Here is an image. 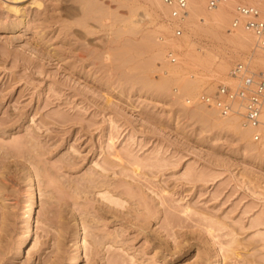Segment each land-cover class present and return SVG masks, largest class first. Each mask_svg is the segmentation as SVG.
Masks as SVG:
<instances>
[{"label": "rangeland", "instance_id": "obj_1", "mask_svg": "<svg viewBox=\"0 0 264 264\" xmlns=\"http://www.w3.org/2000/svg\"><path fill=\"white\" fill-rule=\"evenodd\" d=\"M238 3L176 38L150 0H0V264H264V157L195 102L261 52L231 53ZM185 35L232 56L220 78L168 47Z\"/></svg>", "mask_w": 264, "mask_h": 264}, {"label": "bare ground", "instance_id": "obj_2", "mask_svg": "<svg viewBox=\"0 0 264 264\" xmlns=\"http://www.w3.org/2000/svg\"><path fill=\"white\" fill-rule=\"evenodd\" d=\"M204 1L205 0H188L187 15L180 20L173 19L174 21L171 22L172 27H180L182 29L185 28L188 34H192L194 36H198L201 34L210 36L216 34L214 33L215 31L222 30L223 26L226 25V23L228 22L231 16L229 9L235 0H229V1L227 0L226 3L219 5L215 9L209 10L208 13H206L202 7ZM150 3L151 5L153 4L159 8H162L165 12H168L169 10V8L162 3V0H150ZM262 8H264V5H262ZM13 12H15V10ZM169 14H170V10H169ZM152 32L149 33L148 36L150 37L153 36ZM226 33L227 34L224 37L227 41L231 42L232 45L231 53L234 55L233 57L240 59L241 54H246L248 52L249 45L254 40L253 36L249 32L244 31L243 29L240 28L232 29L231 31H226ZM150 37L148 39H150ZM187 40H188V36L185 35L183 42L171 41L170 43H168V47H170V49L173 50L176 49L177 51H180L182 53L180 59L184 63L183 65L186 68H192V69L197 68L201 70L208 69L212 73V76L215 79L220 78L228 69V63L232 58V56L226 53L218 56L207 50H204L202 52L201 50H199L200 52L198 53L196 52V49L194 47L190 46L189 43H187L188 42ZM158 51H159L158 53L161 54L160 52L162 51V46L161 48L158 49ZM245 62H247L248 65L254 69H260L261 71H264V54H262L261 52L254 51L248 56ZM180 74L181 73L179 69L178 70L174 69L171 71V75H173L176 78ZM180 85L179 87L181 88L180 90L181 96L194 95L191 92L194 87L193 83L183 82L182 84L181 82ZM209 110H210L209 114L211 116L219 117L216 111H214L213 109H209ZM218 119L221 122L218 125L221 128H225L228 131H232L235 137L246 148V150L252 152V154H257L258 156L264 157V144H258L252 141L251 134L253 130L251 128L242 126L237 118L223 119L219 117ZM29 196L30 198H28L29 200L26 204V209L21 215V222L25 227V236L21 241L23 243L20 245L19 251H21V248L25 244H29L32 240V229L30 223L33 218V214H34L33 209L36 206V202L34 199L35 195H33V193H31ZM79 247H80V243L77 242L75 248L77 249ZM78 261H79V256L75 257L72 264H78Z\"/></svg>", "mask_w": 264, "mask_h": 264}, {"label": "built area", "instance_id": "obj_3", "mask_svg": "<svg viewBox=\"0 0 264 264\" xmlns=\"http://www.w3.org/2000/svg\"><path fill=\"white\" fill-rule=\"evenodd\" d=\"M227 0H209L207 9H215ZM169 8L170 18L183 19L188 13V0H162ZM264 0L238 3L233 8L231 29H243L254 38V49L264 52ZM174 37L182 35V28L174 27ZM166 60L175 64L177 55L168 50ZM229 84H219L214 91L203 90L195 102L213 109L223 119L237 118L244 127L251 128L252 141L264 144V71L245 62L235 63L229 71ZM190 101H188L189 103Z\"/></svg>", "mask_w": 264, "mask_h": 264}]
</instances>
